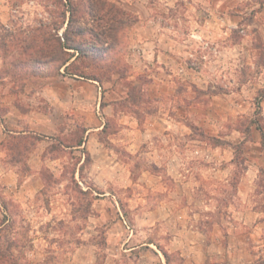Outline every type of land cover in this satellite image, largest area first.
Here are the masks:
<instances>
[{
  "label": "rangeland",
  "instance_id": "rangeland-1",
  "mask_svg": "<svg viewBox=\"0 0 264 264\" xmlns=\"http://www.w3.org/2000/svg\"><path fill=\"white\" fill-rule=\"evenodd\" d=\"M55 1L0 0V82L15 94L23 111L41 106L38 92L46 75L6 73L11 69V51L2 43L13 36L29 37L40 26L52 30L51 24L57 20ZM112 1L138 18L147 8L149 18L160 21L163 32L177 40L172 45L181 60L175 59L173 64L179 68L163 89L152 84L157 65L150 63L144 71L133 69L136 64L128 61L133 59L130 27L121 50L126 77L111 75L109 80L97 82L101 88L96 89L90 104L80 102L87 107L79 113L66 110L54 118L59 134L47 145L45 155L60 160L49 159L47 166L42 164L34 171L27 166L26 158L35 164L29 152L41 139L36 134L20 135L26 144L17 153L9 152L6 142L2 145L0 174L10 169L15 175L8 178L9 187L0 180V238L2 250L6 241L10 243L5 252L12 254L16 264H71L81 244L95 250L94 264H103L107 257L116 264H152L151 250L163 264H185L172 244L171 232L174 222L183 219L167 214H179V210L188 224L204 232L191 235V240L210 241L218 236L225 247L238 243L239 229L231 224L241 220L230 214L247 205L237 200L235 182L260 144L256 122L264 128V0H219L218 16L209 9L214 0ZM127 79L145 88L134 102L127 96L131 86ZM93 102L101 107L93 110ZM108 104L104 112L102 108ZM2 109L0 106V114ZM150 115L172 117L180 123L163 135L156 132L151 139L141 138L138 150L131 147L134 151H128L119 140L129 135L125 116L144 129ZM86 123L87 127H100L98 138L108 151V155L96 156L99 167L85 160L83 147L65 148L84 140ZM165 133L170 139L164 138ZM183 143L187 146L179 154L177 149ZM154 144H160L161 159L171 162L174 175L179 169L191 179L189 184L177 185L180 180L175 181L163 165L154 164ZM229 163L233 164L230 175L227 170L217 171ZM33 172L39 173L41 188L19 186ZM195 180L199 184H193ZM251 199L264 212L262 170ZM154 207L159 208L156 215L148 213ZM217 225L222 227L218 235ZM249 243L257 254V244L251 239ZM75 259L80 261L79 255ZM217 264H233V260ZM252 264H264V255L255 257Z\"/></svg>",
  "mask_w": 264,
  "mask_h": 264
},
{
  "label": "crops",
  "instance_id": "crops-1",
  "mask_svg": "<svg viewBox=\"0 0 264 264\" xmlns=\"http://www.w3.org/2000/svg\"><path fill=\"white\" fill-rule=\"evenodd\" d=\"M219 5V0H214L212 2L211 8L209 9L214 11L213 15H219L218 11L221 10ZM147 10L148 9L145 8L144 13L140 11L137 23L129 30L132 51L131 56L133 59L131 60L130 58L128 61L129 63L136 64V66H133V69L142 71H144L145 68L149 69L150 63L157 65V71L151 75L154 80L152 84L155 85V87L163 89L166 83L169 82V78H171L179 68V65L176 66L173 64V61H175V59L181 60V57L178 55L180 53L175 51V47L172 45L173 43H177V40L173 36L166 35L163 32L164 27L161 22L156 19H150L148 16L149 13L146 12ZM180 60L177 61V63H179ZM181 69L183 68L181 67ZM44 80V85L38 92L40 96H42L39 100L41 106L38 110L30 106L24 111L18 104H16L15 94L12 93L8 87H3L0 82V106L3 108L0 114V154L4 152L2 142L8 136L25 135L29 133L38 135L41 139L37 140L35 147L29 152L31 159H33L35 164H30L28 158H26L27 166L33 171L39 169L42 164L47 166V161L49 159H51V161L60 160V158H48V156L45 155L47 145L50 144L53 139L55 140V137L59 134V126L54 122V118L59 115H64L66 110L73 113H79L81 108L84 109V106L90 104V100H92V97L96 94V89L101 88L96 81L64 74L62 69L61 72L54 76H45ZM29 100L31 99L29 98ZM81 100L87 103L83 107L80 105ZM100 107L101 105L99 102H93V110H97ZM106 107H110V105L103 106L102 109L104 112H106ZM125 117V122L129 126H126L125 130L128 131L129 135H126V137L124 136L119 140L123 142L125 148L130 152L134 151L130 149L131 147H136V150H138V146L142 143V141L140 142L141 138L150 136L149 139H151L155 136L156 132L163 135L166 130L171 128V126H176L178 125L177 123H180L172 117L165 118L164 116L150 115L147 117L144 129H140L134 119L128 116ZM155 125H161L163 128L158 130L155 128ZM87 126L86 123L83 144L81 146H69L65 148L76 149L84 147L89 153L90 165L92 167H99V162L97 161L96 156H104V154L108 155V151L103 147L98 138V130H100V127ZM166 137L170 139L168 133H165L164 138ZM43 142L46 145L43 146ZM144 142H146V140ZM186 146L187 144L183 143V146L177 149V153L181 154ZM151 149L152 152L156 153L153 158L154 164L158 166L163 165L167 173L170 174L175 181L180 180L177 185L186 186V184L190 183L191 179L188 180L187 176H185L183 172H180L179 169H177L175 175L182 177L181 179H177L172 172L173 166H171V162L161 159L163 150L160 147V144L152 145ZM248 153H252V150H249ZM232 165V163H229L228 166L222 167L221 169L217 168V171L227 170L230 175ZM263 167L264 150L260 147V144H258L254 156H251L246 160L245 167L243 168L236 185L237 200L246 203L247 206H243L242 209H237L230 214L231 217L241 220L239 224H231L233 228L239 229L238 232H240V235L238 243L234 242L233 245L225 247L220 242L218 236H216V238H211L210 241L201 237H196L197 240H191V235H202L204 232L197 226L188 224V221L183 217L182 210H179V214H175L172 211L167 213L170 217L178 216L181 217L180 219H183L179 224L174 222V229L171 230V232L174 234V241L172 244L175 250L180 251L185 264H217L219 262L232 260L233 264H252L255 257H258L261 254L264 255V221L262 220L264 212L256 208V202H253L251 199L256 190L260 170ZM12 171L13 170L10 169L4 170V172L0 174V180L6 187L10 186L8 178L10 179L12 173L15 175ZM93 180H95V178ZM42 184L43 181L40 178L39 173L33 172L29 174L25 181L22 184L20 183L19 186H31L33 190H39ZM193 184H199V181L195 180ZM158 211L159 208L154 207L148 211V213L156 215ZM188 215L191 217L190 214ZM193 215L195 216V214ZM155 220H157V218ZM153 223H155V221H153ZM247 226L250 230H247ZM215 227V232L218 235L222 227L219 225ZM249 239L257 244V254L252 251L253 247L251 248ZM133 248L135 247L129 248L128 250ZM258 248H260V251ZM231 250L232 252H230ZM151 252L153 256L152 264H163L159 255L153 250H151ZM77 255H79L80 261L74 262ZM72 260L74 261H71V264H94L95 250L89 247V245L81 244V246H78L75 249L72 255ZM103 264L116 263L115 261L110 262L107 257Z\"/></svg>",
  "mask_w": 264,
  "mask_h": 264
},
{
  "label": "trees",
  "instance_id": "trees-1",
  "mask_svg": "<svg viewBox=\"0 0 264 264\" xmlns=\"http://www.w3.org/2000/svg\"><path fill=\"white\" fill-rule=\"evenodd\" d=\"M55 6L58 8L57 20L52 22V30L44 29L47 26H40L36 29L37 33L29 37L13 36L9 42L2 43L8 52L11 51V69L6 73L13 74L15 70L18 74L49 76L56 75L62 69L64 74L99 84L109 80L111 75L125 78L127 66L121 59V50L126 45L124 34L138 21V15L121 8L112 0H56ZM60 28H63L61 34ZM84 68L91 69L84 71ZM127 80L128 86L131 85L127 96L134 102L135 98H141L139 92L145 88ZM256 128L261 137L260 146L264 149V128L258 122ZM5 142L6 149L11 153H17L26 144L25 137L20 135H12L2 145ZM82 144L83 140L80 139L74 146ZM83 153L85 160L90 161L89 153L84 147ZM261 170L264 172V168ZM237 181L238 179L235 186ZM6 243L5 251H9L10 243ZM2 247L0 238V264H16L12 254L2 250ZM164 255L168 263L167 254Z\"/></svg>",
  "mask_w": 264,
  "mask_h": 264
},
{
  "label": "built area",
  "instance_id": "built-area-1",
  "mask_svg": "<svg viewBox=\"0 0 264 264\" xmlns=\"http://www.w3.org/2000/svg\"><path fill=\"white\" fill-rule=\"evenodd\" d=\"M192 37H195V38H197V37H198V38H199V35H195V34H193V35H192Z\"/></svg>",
  "mask_w": 264,
  "mask_h": 264
}]
</instances>
